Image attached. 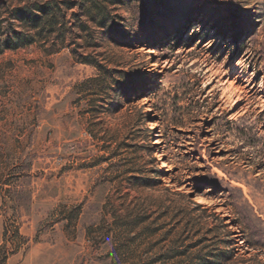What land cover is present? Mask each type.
<instances>
[{
  "label": "rangeland",
  "instance_id": "rangeland-1",
  "mask_svg": "<svg viewBox=\"0 0 264 264\" xmlns=\"http://www.w3.org/2000/svg\"><path fill=\"white\" fill-rule=\"evenodd\" d=\"M0 264H264V0H0Z\"/></svg>",
  "mask_w": 264,
  "mask_h": 264
},
{
  "label": "trees",
  "instance_id": "trees-1",
  "mask_svg": "<svg viewBox=\"0 0 264 264\" xmlns=\"http://www.w3.org/2000/svg\"><path fill=\"white\" fill-rule=\"evenodd\" d=\"M48 8H49V4H46L43 7H38V11L42 12L45 15H49L50 12H49V9ZM197 206L200 207V205H197Z\"/></svg>",
  "mask_w": 264,
  "mask_h": 264
}]
</instances>
